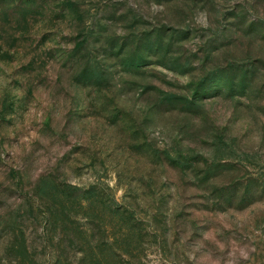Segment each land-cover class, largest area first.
<instances>
[{
  "label": "rangeland",
  "instance_id": "1",
  "mask_svg": "<svg viewBox=\"0 0 264 264\" xmlns=\"http://www.w3.org/2000/svg\"><path fill=\"white\" fill-rule=\"evenodd\" d=\"M0 264H264V0H0Z\"/></svg>",
  "mask_w": 264,
  "mask_h": 264
}]
</instances>
